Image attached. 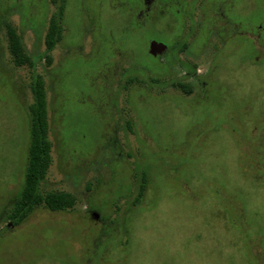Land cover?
<instances>
[{"label": "rangeland", "instance_id": "rangeland-1", "mask_svg": "<svg viewBox=\"0 0 264 264\" xmlns=\"http://www.w3.org/2000/svg\"><path fill=\"white\" fill-rule=\"evenodd\" d=\"M64 1L50 63L57 4L22 0L0 15V264H264V63L251 64V47L242 66H211L203 52L192 68L208 82L179 86L185 68L149 53L151 40L174 43L172 5L140 25L141 0ZM241 2L248 31L259 33L264 5ZM8 26L34 68L13 62ZM35 73L52 142L42 189L76 203L38 207L15 225L8 214L25 180Z\"/></svg>", "mask_w": 264, "mask_h": 264}, {"label": "flooded vegetation", "instance_id": "flooded-vegetation-1", "mask_svg": "<svg viewBox=\"0 0 264 264\" xmlns=\"http://www.w3.org/2000/svg\"><path fill=\"white\" fill-rule=\"evenodd\" d=\"M252 1H261L264 5V0ZM51 2L56 6L61 0H51ZM242 2L241 0H141V6L136 10L135 17L138 24L142 25L148 19L160 20L168 4L175 8L181 26L179 32L175 34L173 45L163 43L166 46L164 49L154 47L152 51L154 42H162L151 40L149 53L157 59H165L164 66L171 64L185 68V73L178 81L179 86L185 81H191L199 86L201 81L206 84L208 79L206 74L202 76L199 74V69L195 70L192 67H198L196 65L199 64L198 57L203 52L209 57L208 62L211 66L215 63L242 66L251 58L253 65L264 63V41L260 36L264 28L262 25L256 27L260 34L248 31L247 28L254 26H249V20H244L240 16ZM15 7L23 9L22 0H0V15ZM1 24L2 22H0V31ZM247 47H251L254 51L250 59L246 53ZM238 51L239 55L233 58L232 56ZM183 54L186 56L185 59L182 57ZM222 55L223 59L220 58ZM134 79L136 80L135 76L131 77L130 81H135ZM190 89L192 90V87Z\"/></svg>", "mask_w": 264, "mask_h": 264}, {"label": "trees", "instance_id": "trees-1", "mask_svg": "<svg viewBox=\"0 0 264 264\" xmlns=\"http://www.w3.org/2000/svg\"><path fill=\"white\" fill-rule=\"evenodd\" d=\"M67 1L57 3V9L50 19L46 34L45 55L50 63V52L63 38ZM9 49L16 65L35 67V59L22 45L21 38L14 28L8 26ZM33 102L28 106L30 119V141L28 147L25 180L19 196L12 203L8 218L18 225L24 222L38 207L52 211H68L74 208V195L61 191H44L42 185L52 164V142L50 140L49 106L46 83L40 74H33L31 82ZM141 187H145L144 183Z\"/></svg>", "mask_w": 264, "mask_h": 264}, {"label": "water", "instance_id": "water-1", "mask_svg": "<svg viewBox=\"0 0 264 264\" xmlns=\"http://www.w3.org/2000/svg\"><path fill=\"white\" fill-rule=\"evenodd\" d=\"M154 47H160L161 49H164L166 46L163 43L154 42L153 45H152V51H154Z\"/></svg>", "mask_w": 264, "mask_h": 264}]
</instances>
